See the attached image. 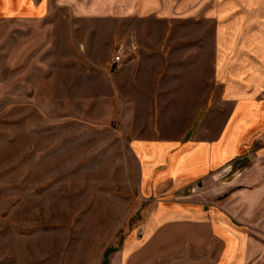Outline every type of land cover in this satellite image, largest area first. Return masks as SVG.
Here are the masks:
<instances>
[{
	"label": "rangeland",
	"instance_id": "rangeland-1",
	"mask_svg": "<svg viewBox=\"0 0 264 264\" xmlns=\"http://www.w3.org/2000/svg\"><path fill=\"white\" fill-rule=\"evenodd\" d=\"M62 2L52 4L46 18L63 25L71 21V33L81 41L93 29L81 50H88L94 36L101 41L97 53L100 57L107 54L108 60L120 44L135 47L125 58L136 52L140 42L160 45L174 58L186 49L188 87L209 90L187 92L204 100L198 120L214 111L212 121L220 124L227 112L226 107H210V96L214 101L221 95L218 82L211 77L218 52L220 56L228 52L225 61L231 62L245 52L251 58L246 69L254 71L257 83H264V0H137L131 12L116 9L113 0ZM3 17L0 14V264H108V257L129 232L123 230L140 221L139 161L130 148V133L121 114L125 110L113 105V94L108 96V91L84 94L80 90L78 96L72 92L84 85L90 88V82L103 87L98 71L91 76L86 70H56L51 86V70H19V45H31L34 38H27L31 34L47 33ZM122 21L128 37L113 38L107 49L106 32L117 30ZM179 36L187 39L180 41ZM9 51L16 62L12 70L6 67ZM117 67L109 63L110 82ZM169 78L173 83L180 77ZM263 97L264 87L256 99ZM158 121L156 117L157 131L164 126ZM253 137V148L264 142V125L254 130ZM246 153L211 171L207 185L196 179L181 191L198 199L207 190L204 197L209 205L229 214L235 223L251 225L250 240L257 244L264 242V231H258L264 221L258 213L264 204V188L261 193L253 190L252 201L263 202L256 203V213L251 214L242 191L233 193L244 186L243 176L253 163L254 156ZM179 198L187 196L174 197ZM142 234L136 231L138 237Z\"/></svg>",
	"mask_w": 264,
	"mask_h": 264
},
{
	"label": "crops",
	"instance_id": "crops-1",
	"mask_svg": "<svg viewBox=\"0 0 264 264\" xmlns=\"http://www.w3.org/2000/svg\"><path fill=\"white\" fill-rule=\"evenodd\" d=\"M113 1L115 8L121 11L131 12L136 8L137 0ZM54 3L64 2L3 0V13L0 14L4 20L25 24L28 28L39 27L47 33L31 34L27 37L34 38L31 45H19V70H51V86L56 81V70H86L84 73L91 76L98 71L105 84L103 87L90 82V88L84 85L85 88H68L67 91L72 90L76 96L81 91L84 94L97 89L108 91V96L113 94V105L125 110L121 114L130 133V148L139 161L140 221L123 230L129 232L108 257V264H264V242L255 244L250 240L251 225L244 221L235 223L229 214L219 211L213 203L209 205L210 201L204 197L209 194L207 190L200 192L198 199L193 193L181 191L196 179L207 185L211 171L248 151L246 154L254 156L253 163L243 176L244 186L234 189L233 193L242 191L250 214L256 213V203L262 204V200L252 201V197L253 190L258 188L261 193L264 188V142L256 148L252 145L254 130L264 125V97L256 99L264 83H257L252 78L254 71L246 69L249 68L246 63H251L250 56L239 52L232 62L225 61L228 52L223 54L222 51L221 56L218 52L214 56L211 77L218 82L221 95L214 101L210 96V107H226L227 112L220 124L212 121L216 116L214 111L198 120L204 100L201 95L189 96L187 92L209 90L188 87L186 49L174 58L170 57L172 52H166L160 45L140 42L136 52L118 65L113 72V82H110L109 56L100 57L97 53L101 42L98 36L87 45L88 50H81L88 43V33L94 30L86 31L87 41H81L71 33L74 28L71 21L63 25L58 20L47 19ZM124 23L122 21L117 30L106 32L107 49L111 48L113 38L128 37ZM63 26L66 29L61 28ZM183 39L187 37L179 36L180 41H185ZM8 60L6 67L12 70L16 62H12L10 51ZM171 75L180 78L171 83ZM156 78H160L157 83ZM192 107L199 110L186 111ZM138 109L147 110L140 113ZM156 117L164 124V129H155ZM166 125L169 128H165ZM253 177L252 182L257 187L251 189L253 183L248 181ZM177 195L187 198L174 199ZM258 213L263 218L264 204ZM262 227L264 221L258 231H264ZM136 231H143L142 236L138 237Z\"/></svg>",
	"mask_w": 264,
	"mask_h": 264
},
{
	"label": "built area",
	"instance_id": "built-area-1",
	"mask_svg": "<svg viewBox=\"0 0 264 264\" xmlns=\"http://www.w3.org/2000/svg\"><path fill=\"white\" fill-rule=\"evenodd\" d=\"M135 49L133 45H127V44H120L117 46L116 51L114 54L110 57V65L115 68L117 67L125 58V54L132 53V51Z\"/></svg>",
	"mask_w": 264,
	"mask_h": 264
}]
</instances>
